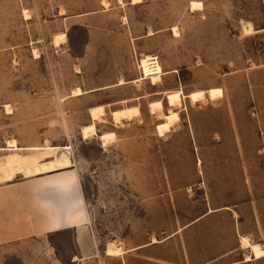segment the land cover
<instances>
[{"label": "rangeland", "instance_id": "rangeland-1", "mask_svg": "<svg viewBox=\"0 0 264 264\" xmlns=\"http://www.w3.org/2000/svg\"><path fill=\"white\" fill-rule=\"evenodd\" d=\"M143 55L156 85L140 80ZM94 106L106 146L81 135ZM123 107L138 113L114 122ZM168 109L179 119L160 136ZM50 175L72 176L84 229L7 244L0 264H264L240 242L264 251V0H0V190ZM109 242L124 253L106 256Z\"/></svg>", "mask_w": 264, "mask_h": 264}, {"label": "crops", "instance_id": "crops-1", "mask_svg": "<svg viewBox=\"0 0 264 264\" xmlns=\"http://www.w3.org/2000/svg\"><path fill=\"white\" fill-rule=\"evenodd\" d=\"M51 177L53 176H47L32 184V188H29L30 192H27L26 194H17L16 192H19L17 187H7L0 190V249L7 244L22 239L46 234H56L59 232L63 233L62 231L68 230H76L80 234L84 229L86 221L84 222L83 227L78 229L77 227L65 224L64 220L65 216L69 214L77 203L83 202L80 194L77 193V184L68 190H63L45 182L46 179ZM12 185L13 184H9L8 186L11 187ZM26 201L28 203L27 205L24 203ZM223 209H228V207H223ZM218 211H220V209H206L199 216L191 220L185 228L193 224H198L201 221H205ZM50 215L56 216L57 223L61 222V224H59L60 226L58 225L53 230L46 228ZM232 217L235 221H238L239 216L236 212L233 211ZM242 237L246 236H241L240 239ZM162 242L163 241L157 240L154 243L150 242L141 245L136 249H143ZM251 256L254 258L252 253ZM212 260L213 259H210L209 261ZM250 260L251 257L247 255L243 263L249 262Z\"/></svg>", "mask_w": 264, "mask_h": 264}, {"label": "bare ground", "instance_id": "bare-ground-1", "mask_svg": "<svg viewBox=\"0 0 264 264\" xmlns=\"http://www.w3.org/2000/svg\"><path fill=\"white\" fill-rule=\"evenodd\" d=\"M137 0H132V3H136ZM103 5L106 6V2L103 1ZM192 8H198L200 7L198 3L193 2L191 4ZM25 13V12H23ZM26 15V13H25ZM173 34L176 35V29L173 28ZM59 41H65V35L61 34L60 36L58 35V38L54 43H58ZM34 55H36V52L34 51ZM158 58H156L153 55H143L141 60H140V67H141V72L142 75L140 76V80L143 79H148L150 80L152 85H156L162 80V75L163 72L159 67L158 64ZM143 77V79H142ZM119 83H122L120 80ZM80 93V89L76 88L72 91L73 95H78ZM180 91H173V92H167L165 95V99L167 101V104L169 107H174L177 105V103L180 101ZM205 94L207 95V98L209 99H216L221 96V89L219 88H212L207 91H192L189 94L186 95V98L190 99L191 101H200L205 99ZM148 108L150 113L154 114L156 112H159L163 109V104L160 100L157 101H152L148 103ZM9 109V108H8ZM6 108V110H8ZM174 109V108H173ZM88 113L91 118V123L83 126L81 128V135L82 138L88 139V138H93L97 137L98 140L100 141L102 146H106L108 143H110L113 138L114 134L109 132V133H103L100 135L96 134V128H95V123L99 122L104 115V108L103 106H94L90 107L88 109ZM138 113V108L137 107H123L122 109L118 110H113L110 112V115L113 119L114 122H119L122 119H128L130 117H133L134 114ZM179 115L177 111H173L172 109H168L167 113L163 114V121L159 124L156 125V131L157 133L162 136L166 132L170 130V127L172 124H174L176 121H178ZM104 120V119H102ZM104 123V122H103ZM14 141H9L8 146H14ZM104 148V147H103ZM72 176L71 175H66V177H60V178H55L52 182L51 185L58 187L60 189H68L73 186L72 184ZM83 207V206H81ZM87 219L84 214H82L79 211H76V208H73L67 216H65V224L72 226V227H77L78 229H81L83 227L84 222ZM61 222L57 223L56 216L50 215L49 221L47 223V229L53 230L55 229ZM60 226V225H59ZM156 239H151V242L154 243L156 242ZM240 242L243 247L249 248L251 253L253 254L254 258H260L264 255V251L262 250L261 246L259 244H252L248 241L246 237H242L240 239ZM106 256H111V257H116L119 255H122L124 253L122 247L116 245L114 242H109L107 243L104 251ZM248 259V257H247Z\"/></svg>", "mask_w": 264, "mask_h": 264}]
</instances>
